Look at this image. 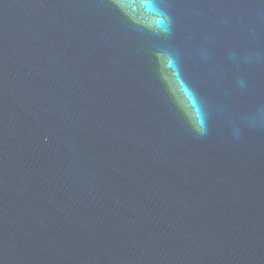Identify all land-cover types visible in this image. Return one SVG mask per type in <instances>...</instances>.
<instances>
[{
    "label": "water",
    "instance_id": "water-1",
    "mask_svg": "<svg viewBox=\"0 0 264 264\" xmlns=\"http://www.w3.org/2000/svg\"><path fill=\"white\" fill-rule=\"evenodd\" d=\"M0 264H264V0H0Z\"/></svg>",
    "mask_w": 264,
    "mask_h": 264
}]
</instances>
